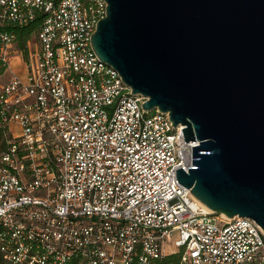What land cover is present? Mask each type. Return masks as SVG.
Wrapping results in <instances>:
<instances>
[{"label": "built area", "instance_id": "1", "mask_svg": "<svg viewBox=\"0 0 264 264\" xmlns=\"http://www.w3.org/2000/svg\"><path fill=\"white\" fill-rule=\"evenodd\" d=\"M106 0H0V264H264V229L213 215L193 146L92 45ZM39 23L25 46L18 29Z\"/></svg>", "mask_w": 264, "mask_h": 264}, {"label": "water", "instance_id": "2", "mask_svg": "<svg viewBox=\"0 0 264 264\" xmlns=\"http://www.w3.org/2000/svg\"><path fill=\"white\" fill-rule=\"evenodd\" d=\"M106 1L98 58L197 142L179 183L264 229V0Z\"/></svg>", "mask_w": 264, "mask_h": 264}, {"label": "trees", "instance_id": "3", "mask_svg": "<svg viewBox=\"0 0 264 264\" xmlns=\"http://www.w3.org/2000/svg\"><path fill=\"white\" fill-rule=\"evenodd\" d=\"M39 23L33 24L29 27L18 29V38L21 40V47L25 46L30 39V35L37 29ZM150 264H182V252L169 254L163 258L154 259Z\"/></svg>", "mask_w": 264, "mask_h": 264}, {"label": "rangeland", "instance_id": "4", "mask_svg": "<svg viewBox=\"0 0 264 264\" xmlns=\"http://www.w3.org/2000/svg\"><path fill=\"white\" fill-rule=\"evenodd\" d=\"M168 248L166 252V256H169V254L178 253L179 250L174 246L173 243H168Z\"/></svg>", "mask_w": 264, "mask_h": 264}, {"label": "bare ground", "instance_id": "5", "mask_svg": "<svg viewBox=\"0 0 264 264\" xmlns=\"http://www.w3.org/2000/svg\"><path fill=\"white\" fill-rule=\"evenodd\" d=\"M207 210H208L209 212H212V210H211L210 208H208V207H207ZM223 215H225V214H223Z\"/></svg>", "mask_w": 264, "mask_h": 264}]
</instances>
